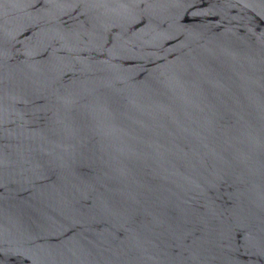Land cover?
I'll list each match as a JSON object with an SVG mask.
<instances>
[{
  "label": "water",
  "instance_id": "1",
  "mask_svg": "<svg viewBox=\"0 0 264 264\" xmlns=\"http://www.w3.org/2000/svg\"><path fill=\"white\" fill-rule=\"evenodd\" d=\"M0 264H264V0H0Z\"/></svg>",
  "mask_w": 264,
  "mask_h": 264
}]
</instances>
